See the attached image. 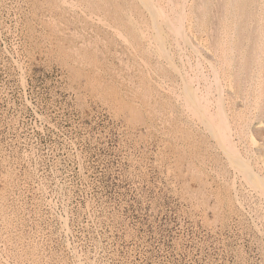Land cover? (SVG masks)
Wrapping results in <instances>:
<instances>
[{"label": "rangeland", "instance_id": "obj_1", "mask_svg": "<svg viewBox=\"0 0 264 264\" xmlns=\"http://www.w3.org/2000/svg\"><path fill=\"white\" fill-rule=\"evenodd\" d=\"M29 1L0 0V214L4 217L0 215V241L3 242L0 244V264H264V196H259L257 189L252 188L248 177L240 171L243 167L239 161L234 163L226 156V151L223 152L211 126L206 125L209 124L206 115L202 114L203 119L193 113L185 101L187 96L190 98L185 82H190L191 78L193 88L209 96L211 113H217L216 108L223 107L225 102L223 108L229 115L232 138L240 154L264 176V0H172L175 4L169 0H154L159 1L162 9L167 8L163 11L170 15L171 23H178L175 17L181 12L184 16V36L176 34L175 38V32H170L164 25L169 32L165 36L167 40L164 39L167 53H162L153 46L155 42H150L155 22L147 6L143 4L144 9L139 0H128L131 5L127 0ZM51 7L50 12L47 11ZM247 15L249 17L245 19ZM60 16H63L61 20ZM91 16L93 19H89ZM218 18L221 20L217 21ZM84 21L88 22L85 24ZM102 21H108L106 28ZM211 23L217 25L210 26ZM93 26L99 27L98 30ZM59 30L61 33L57 36ZM87 33H91V37ZM49 34L52 37H48ZM125 34L130 36L124 39ZM56 37L60 39L56 41ZM167 54L171 56L168 58ZM96 57L100 61L96 62ZM87 58L92 60L89 62ZM121 74L128 80L119 78ZM197 115L201 122L205 121L206 127L197 120ZM251 131L258 134L256 143L249 136ZM216 141H219L218 145ZM210 151L215 153L214 156ZM229 161L236 166L230 165ZM77 254L83 257H76Z\"/></svg>", "mask_w": 264, "mask_h": 264}, {"label": "bare ground", "instance_id": "obj_2", "mask_svg": "<svg viewBox=\"0 0 264 264\" xmlns=\"http://www.w3.org/2000/svg\"><path fill=\"white\" fill-rule=\"evenodd\" d=\"M31 1V0H30ZM29 1V2H30ZM45 1V0H44ZM43 1V2H44ZM47 1V0H46ZM45 1V2H46ZM53 1H55V0H53ZM83 1V0H82ZM85 1V0H84ZM113 1H115V0H113ZM112 1V2H113ZM122 1V0H121ZM128 1V0H127ZM137 1V0H136ZM139 1H141V4H142V6L144 7V5H146L147 6V8H148V10L151 12V14H152V17L151 18H153V20H154V22H155V25H153V32H152V37H151V40H150V42L151 43H154L155 42V45L153 44V46H156V48H159V50L162 52V53H167V51H165V42L166 41H164V39L167 37L166 35H168L169 34V32H168V30L166 29V28H164V25H166V27L169 29V31L171 32V31H173V32H175V38H176V34H178V35H182V36H184L185 35V30H184V25H183V22H184V16H183V14H182V12L180 13V16H176L175 18H177V21H178V23L177 22H175V23H171V21H173V20H171L170 21V19H169V16L170 15H168V14H166L163 10H165V9H167V8H165V9H162L163 8V6H161V4H160V6L161 7H159V4H158V2L156 3L154 0H139ZM169 1H171V3H173V2H175V1H172V0H169ZM177 1V0H176ZM33 2V1H32ZM37 2V1H36ZM35 2V3H36ZM39 2V1H38ZM76 2V1H75ZM87 2V1H86ZM86 2H85V5H86ZM106 2V1H105ZM132 2V1H131ZM161 2H163V1H161ZM167 2V1H166ZM181 3H182V1H180ZM184 2V1H183ZM218 2V1H217ZM216 2V3H217ZM225 2V1H224ZM245 2V1H244ZM41 3V2H40ZM48 3V2H47ZM47 3H46V7H47ZM54 3H56V1L54 2ZM106 3H108V2H106ZM114 3V2H113ZM130 2L128 1V4H129ZM138 3V2H137ZM136 3V4H137ZM176 3V2H175ZM175 3H173V4H175ZM185 3V2H184ZM183 3V4H184ZM203 3V2H202ZM220 3V2H219ZM219 3H218V5H219ZM248 2H246V4H247ZM29 4V3H28ZM31 5H33V3H30ZM44 4V3H43ZM64 4V3H63ZM69 4V3H68ZM117 4H119V3H117ZM122 4V3H121ZM135 4V3H134ZM144 4V5H143ZM163 4H166V6H168V4L167 3H163ZM170 4V3H169ZM182 4V5H183ZM201 4V3H200ZM204 4V3H203ZM222 4V3H221ZM40 5V4H39ZM69 5H72L73 6V3L72 4H69ZM83 5V4H82ZM81 5V6H82ZM130 5H131V3H130ZM198 5V4H197ZM248 5V4H247ZM255 5V4H254ZM35 6V5H34ZM72 6H71V8H72ZM76 6H77V4H76ZM87 6H89V4H87ZM115 7H116V5H114ZM121 6H124L123 4L121 5ZM121 6H119V7H121ZM146 6L144 7V9L146 8ZM170 6V5H169ZM174 6V5H173ZM173 6H171L170 8H172ZM179 6V5H178ZM201 6V5H200ZM212 6V5H211ZM220 6V5H219ZM36 7V6H35ZM35 7H34V10H35ZM38 7V6H37ZM41 7H42V5H41ZM44 7V6H43ZM45 7V9H47ZM67 7V6H66ZM75 7V6H74ZM130 7V6H129ZM132 7V6H131ZM130 7V8H131ZM137 7H138V5H137ZM164 7H165V5H164ZM176 7V6H175ZM181 7V6H180ZM184 7V6H183ZM198 7V6H197ZM213 7H215V5L213 6ZM212 7V8H213ZM224 7V6H223ZM223 7H222V9H223ZM256 7V6H255ZM39 8V7H38ZM37 8V9H38ZM53 7H51V8H49L47 11H49L50 12V9H52ZM69 8V7H68ZM77 8V7H76ZM89 8H90V6H89ZM100 8V7H99ZM104 8H105V6H104ZM111 8V7H110ZM140 8V7H139ZM185 8V7H184ZM188 8V7H187ZM200 8V7H199ZM198 8V9H199ZM202 8V7H201ZM211 8V9H212ZM247 8V7H246ZM250 8V7H249ZM257 8V7H256ZM36 9V10H37ZM56 9H57V6H56ZM55 9V10H56ZM59 9V8H58ZM62 10H63V8H61ZM67 9V8H66ZM78 9V8H77ZM92 9V8H91ZM113 9V8H112ZM126 9H128V8H126ZM132 9V8H131ZM137 9V8H136ZM221 9V8H220ZM245 9V8H244ZM248 9V8H247ZM31 10H33V9H31ZM33 10V11H34ZM41 10V9H40ZM54 10V9H53ZM60 10V9H59ZM99 10V9H98ZM102 10H103V8H102ZM122 10V9H121ZM184 9L182 8V11H183ZM215 10H216V8H215ZM43 11V10H42ZM41 11V12H42ZM69 11V10H68ZM71 11H72V9H71ZM76 11V10H75ZM90 11H92V10H90ZM97 11V10H96ZM126 11V10H125ZM149 11H147V12H149ZM195 11V10H194ZM201 10H199V13H201L200 12ZM214 11V10H213ZM212 11V12H213ZM220 11V10H219ZM222 11V10H221ZM220 11V12H221ZM224 11V10H223ZM245 11H247V10H244V12ZM36 12V11H35ZM37 12H39V11H37ZM54 12V11H53ZM70 12V11H69ZM68 12V13H69ZM73 12V11H72ZM78 12V11H77ZM76 12V14L77 15H79L78 13ZM88 12V11H87ZM106 12H108V11H106ZM121 12V11H120ZM123 12V11H122ZM131 12V11H130ZM149 12V13H150ZM167 12H168V10H167ZM175 12H179V11H175ZM216 12V11H215ZM215 12H213L214 14H215ZM220 12H219V15H220ZM229 12V11H228ZM256 12V11H255ZM31 13V12H30ZM92 13V12H91ZM124 13V12H123ZM128 13V12H127ZM195 13V12H194ZM217 13V12H216ZM249 13V12H248ZM247 13V14H248ZM252 13V12H251ZM254 13V12H253ZM42 14V13H41ZM45 14H46V12H45ZM53 14V13H52ZM58 14V13H57ZM71 14V13H70ZM75 14V13H74ZM74 14H72L73 16H74ZM75 14V15H76ZM86 14V13H85ZM118 14V13H117ZM130 14V13H129ZM179 14V13H178ZM244 14V13H243ZM40 15V14H39ZM48 15H50V14H48ZM59 15V14H58ZM64 15H67L68 16V14H66V13H64ZM92 15V14H91ZM102 15V14H101ZM119 15V14H118ZM117 15V16H118ZM124 15H127V14H124ZM132 15H134V14H132ZM140 15V14H139ZM143 15V14H142ZM188 15V14H187ZM186 15V16H187ZM221 15H222V13H221ZM246 15V14H245ZM250 15V14H249ZM41 16V15H40ZM54 16H55V13H54ZM97 16V15H96ZM99 16V15H98ZM103 16H105L106 17V15H104V13H103ZM120 16V15H119ZM129 16V15H128ZM128 16L126 17L127 18V20L129 19L128 18ZM172 16V15H171ZM216 16H218V15H215V17ZM32 17V16H31ZM36 17V16H35ZM42 17V16H41ZM47 17V16H46ZM61 17V18H60ZM59 18H60V20L62 19V17L63 16H60ZM88 17V16H87ZM100 17V16H99ZM102 17V16H101ZM104 17V20L106 19ZM115 17V16H114ZM130 17H134V16H130ZM192 17V16H191ZM198 17H200V16H198ZM197 17V18H198ZM212 17V16H211ZM236 17V16H235ZM247 17H249L248 15L247 16H245V19L247 18ZM253 17V16H252ZM261 17V16H260ZM45 18V17H44ZM43 18V19H44ZM49 18V17H48ZM54 18V17H53ZM52 18V19H53ZM56 18V17H55ZM71 18V17H70ZM69 18V19H70ZM82 18H84V16L82 17ZM132 18H130V19H132ZM135 18V17H134ZM137 18V17H136ZM195 18V17H194ZM32 19V18H31ZM42 19V18H41ZM51 19V20H52ZM57 19V18H56ZM67 19H68V17H67ZM78 19H79V17H78ZM89 19H93V17L91 16V18L89 17ZM113 19V18H112ZM125 18H123V20H124ZM138 19V18H137ZM201 19V18H200ZM211 19V18H210ZM217 19V18H216ZM221 19H222V17H221ZM221 19H219L218 18V20L217 21H220ZM243 19V18H242ZM36 20V19H35ZM64 20H66V19H63L62 21H64ZM71 20V19H70ZM74 20V19H73ZM76 20H77V17H76ZM82 20V19H81ZM81 20H80V22H81ZM87 20V19H86ZM122 20V19H121ZM139 20V19H138ZM146 20V19H145ZM213 20V19H212ZM49 21V20H48ZM69 21V20H68ZM67 21V22H68ZM72 21V20H71ZM89 21V20H88ZM87 21V22H88ZM106 21V20H105ZM105 21H102V23L104 24V22ZM120 21V20H119ZM195 21V20H194ZM197 21V20H196ZM199 21V20H198ZM243 21V20H242ZM251 21V20H250ZM43 23L45 22H47V21H42ZM86 21H84V23H85ZM86 22V23H87ZM89 22H91V21H89ZM128 22V21H127ZM132 22H133V20H132ZM136 22H138V21H136ZM136 22H134L135 24H136ZM188 22V21H187ZM212 22V21H211ZM42 23V24H43ZM49 23L51 24V22L49 21ZM56 23V22H55ZM54 23V24H55ZM65 23H66V21H65ZM69 23V22H68ZM67 23V24H68ZM71 23V22H70ZM74 23V22H73ZM79 23V22H78ZM85 23V24H86ZM106 23V22H105ZM107 23H108V21H107ZM107 23H106V25H104L105 26V28H106V26H108L107 25ZM213 23V22H212ZM210 24V26L211 25H213V24ZM247 23V22H246ZM48 24V23H47ZM62 24V23H61ZM72 24V23H71ZM71 24H69V25H71ZM94 24V23H93ZM109 24V23H108ZM112 24V23H111ZM129 24V23H128ZM133 24V23H132ZM135 24H133V25H135ZM138 24H139V22H138ZM138 24H136V26H138ZM145 24H147V23H145ZM152 24V23H151ZM175 24V25H174ZM218 24H219V22H218ZM53 25V24H52ZM57 25H58V23H57ZM57 25L55 26L56 28H57ZM97 25H99V24H97ZM118 24H116V26H117ZM140 25V24H139ZM215 25H217V24H215ZM215 25H213V26H215ZM221 25V24H220ZM235 25V24H234ZM252 25V24H251ZM264 25V24H263ZM46 26V25H45ZM51 26V25H50ZM49 26V27H50ZM72 26H73V24H72ZM112 26V25H111ZM115 26V27H116ZM126 26V25H125ZM212 26V27H213ZM219 26V25H218ZM242 26H244V25H242ZM241 26V27H242ZM247 26V25H246ZM253 26V25H252ZM60 27V26H59ZM58 27V28H59ZM70 27V26H69ZM69 27H68V29H69ZM82 27V25L80 26V28ZM85 27V26H84ZM86 27H88V26H86ZM92 25L90 26V29L92 30ZM93 27H95V26H93ZM120 27H121V25H120ZM149 27V26H148ZM254 27V26H253ZM46 28V27H45ZM54 28V27H53ZM61 28H63L64 29V27H61ZM96 29L97 28H99V27H95ZM94 28V29H95ZM112 28V27H111ZM191 28V27H190ZM246 28V27H245ZM252 28V27H251ZM250 28V29H251ZM47 29H48V27H47ZM55 29V28H54ZM60 29V28H59ZM103 29V28H102ZM108 29V28H107ZM113 29V28H112ZM134 29V28H133ZM148 28H146L145 30H147ZM210 29V28H209ZM51 30V29H50ZM53 30V29H52ZM75 30V29H74ZM83 30V29H82ZM87 30V29H86ZM98 30V29H97ZM117 30H118V28H117ZM212 30V29H211ZM219 30H220V27H219ZM225 30V29H224ZM257 30V29H256ZM261 30V29H260ZM49 31V30H48ZM65 31H67V30H65ZM84 31H85V29H84ZM125 31V30H124ZM241 31V30H240ZM57 32V36H58V33H61L60 32V30L59 31H56ZM55 32V33H56ZM82 32V31H81ZM105 32V31H104ZM110 32V31H109ZM187 32V31H186ZM210 32V31H209ZM213 32V31H212ZM217 32V31H216ZM246 32V31H245ZM50 33H53V32H50ZM99 33V32H98ZM107 33H108V31H107ZM111 33V32H110ZM113 33V32H112ZM119 33V35H120V31L118 32ZM126 33V32H125ZM168 33V34H167ZM214 33V32H213ZM250 33V32H249ZM48 34V33H47ZM62 34H64V32L62 33ZM61 34V35H62ZM66 34H67V32H66ZM84 34V33H83ZM86 34V33H85ZM84 34V35H85ZM87 34H89V33H87ZM91 34V33H90ZM90 34H89V36H90ZM96 34H97V31H96ZM103 34V33H102ZM105 34V33H104ZM212 34V33H211ZM252 34H253V32H252ZM264 34V33H263ZM56 35V34H55ZM111 35V34H110ZM126 35V36H125ZM124 35V39H126V37L127 36H130V35H127V34H125ZM148 35V34H147ZM216 35V34H215ZM217 35H218V32H217ZM243 35V34H242ZM241 35V36H242ZM251 35V34H250ZM50 36V34L48 35V37ZM66 36V35H65ZM69 36V35H68ZM75 36V35H74ZM77 36V35H76ZM88 36V35H87ZM97 36V35H96ZM103 36V35H102ZM106 36V35H105ZM112 36V35H111ZM138 36V35H137ZM141 36V35H140ZM166 36V37H165ZM190 36V35H189ZM211 36V35H210ZM244 36V35H243ZM50 37H52V36H50ZM85 37V36H84ZM91 37V36H90ZM89 37V38H90ZM101 37V36H100ZM116 37V36H115ZM170 37V36H169ZM209 37V36H208ZM247 37V36H246ZM252 37V36H251ZM250 37V38H251ZM253 37H254V35H253ZM256 37V36H255ZM264 37V36H263ZM54 38V37H53ZM58 37H56V41L57 40H59V39H57ZM62 38V37H61ZM73 38V37H72ZM76 38V37H75ZM77 38H79V37H77ZM88 38V37H87ZM105 38V37H104ZM110 38V37H109ZM108 38V39H109ZM117 38V37H116ZM144 37H142V39H143ZM173 38V37H172ZM186 38V37H185ZM184 38V39H185ZM211 38H212V36H211ZM217 38H219V35H218V37ZM52 39V38H51ZM50 39V40H51ZM55 39V38H54ZM66 39V38H65ZM80 39V38H79ZM78 39V40H79ZM98 39V38H97ZM222 39V38H221ZM249 39V38H248ZM252 39V38H251ZM262 39V38H261ZM82 41H83V39H81ZM80 40V41H81ZM94 40H96V39H94ZM100 40V39H99ZM98 40V43L100 42ZM104 40V39H103ZM111 40V39H110ZM118 40V39H117ZM135 40V39H134ZM165 40H167V39H165ZM178 40V39H177ZM186 40V39H185ZM185 40H183V42H186ZM205 40H206V38H205ZM213 40H215V39H212V41ZM262 40H264V39H262ZM52 41H53V39H52ZM55 41V40H54ZM62 41H63V39H62ZM61 41V42H62ZM71 41V40H70ZM89 41H91V40H89ZM130 41V40H129ZM136 41V40H135ZM141 41V40H140ZM171 41V40H170ZM179 41V40H178ZM249 41H250V39H249ZM51 42V41H50ZM84 42V41H83ZM83 42H80V44H82ZM93 42H95V41H93ZM92 42V43H93ZM139 42V41H138ZM137 42V43H138ZM169 42V41H168ZM174 42H175V40H174ZM180 42V41H179ZM179 42H177V43H179ZM205 42V41H204ZM226 42V41H225ZM247 42V41H246ZM251 42V41H250ZM52 43V42H51ZM73 43V42H72ZM78 43V42H77ZM97 43V44H98ZM102 43H103V41H102ZM104 43H105V41H104ZM108 43V42H107ZM114 43H115V41H114ZM120 43V42H119ZM216 43H217V41H216ZM240 43V42H239ZM79 44V43H78ZM78 44H76V45H78ZM88 44H89V42H88ZM87 44V45H88ZM101 44V43H100ZM106 44V43H105ZM104 44V45H105ZM109 44H111V43H109ZM120 44H122V43H120ZM128 44V43H127ZM141 44H143V41H142V43ZM167 44V43H166ZM180 44V43H179ZM187 44H189V43H187ZM194 44V43H193ZM56 45V44H55ZM69 45V44H68ZM68 45H66L65 46V48L68 46ZM84 46H85V44H83ZM90 45V44H89ZM92 45V44H91ZM94 45V44H93ZM107 45V44H106ZM129 45V44H128ZM126 46V47H128L129 48V46ZM138 45V44H137ZM169 45V48H170V44H168ZM254 45H255V43H254ZM258 45H259V43H258ZM100 46V45H99ZM109 46V45H108ZM114 46V45H113ZM117 45H115V47H116ZM123 46V45H122ZM158 46V47H157ZM175 46V45H174ZM205 46V45H204ZM213 46V45H212ZM239 46H240V44H239ZM250 46V45H249ZM62 47H64V46H62ZM73 47V46H72ZM80 47H82V46H80ZM80 47H79V49H80ZM102 48H103V46H101ZM106 47V49L108 48L107 46H105ZM118 47V46H117ZM120 47H121V45H120ZM139 47H141V46H139ZM211 47V46H210ZM254 47V46H253ZM55 48H56V46H55ZM64 48V49H65ZM84 48V47H83ZM86 48H88V47H86ZM91 48V47H90ZM97 48V47H96ZM95 47H94V49H96ZM110 48V47H109ZM119 48V47H118ZM142 48H143V46H142ZM151 48V47H150ZM175 48H176V46H175ZM217 48V47H216ZM240 48V47H239ZM63 49V48H62ZM63 49V50H64ZM74 49H76L75 47H74ZM122 49V48H121ZM132 49H134V48H132ZM145 49V48H144ZM180 49V48H179ZM192 49H193V47H192ZM206 49H207V47H206ZM209 49V48H208ZM212 49V48H211ZM59 50V49H58ZM63 50H61L62 52H63ZM66 50V49H65ZM82 50V48L80 49V51ZM92 50H93V48H92ZM99 50V49H98ZM110 50V49H109ZM118 50V49H117ZM124 50V49H123ZM143 50V49H142ZM196 50V49H195ZM230 50H231V48H230ZM229 50V51H230ZM249 50V49H248ZM67 51H70V50H67ZM66 51V52H67ZM108 51V50H107ZM106 51V52H107ZM112 51V50H111ZM155 51V50H154ZM184 51H186V50H184ZM197 51V50H196ZM202 51V50H201ZM205 51V50H204ZM62 52H60V53H62ZM73 52V51H72ZM77 52V51H76ZM76 52H74V53H76ZM78 52H79V50H78ZM77 52V53H78ZM89 52V51H88ZM99 52V51H98ZM97 52V54H99ZM109 52V51H108ZM119 52V51H118ZM122 53H123V51H121ZM138 52H140V51H138ZM146 52V51H145ZM156 52V51H155ZM173 52H175V51H173ZM198 52V51H197ZM64 53V52H63ZM81 53V52H80ZM80 53H78L79 55H81ZM82 53H84V51L82 52ZM93 53V52H92ZM95 53V52H94ZM136 53V52H135ZM160 53V52H159ZM159 53H158V55H159ZM212 53V52H211ZM247 53V52H246ZM248 53H250V52H248ZM259 53V52H258ZM67 54H69L68 52H67ZM85 54V53H84ZM90 54V53H89ZM114 54V53H113ZM119 54H121L120 52H119ZM132 54V53H131ZM151 54V53H150ZM178 54V53H177ZM184 54V53H183ZM185 54H186V52H185ZM199 54H200V52H199ZM72 55V54H71ZM83 55V54H82ZM85 55H87V54H85ZM108 55H110V54H108ZM107 55V56H108ZM111 55H112V52H111ZM158 55H156V56H158ZM168 55V58H169V56H171L170 54H167ZM201 55V54H200ZM238 55V54H237ZM236 55V56H237ZM65 56V55H64ZM74 56H77V55H72V57H74ZM88 56V55H87ZM118 56V55H117ZM120 56H122V54L120 55ZM126 56V55H125ZM131 56V55H130ZM136 56V55H135ZM148 56V55H147ZM152 56V55H151ZM154 56H155V54H154ZM202 56H204V55H202ZM262 56H264L263 54H262ZM261 56V57H262ZM67 57H68V55H67ZM67 57L65 56V58L67 59ZM78 57V56H77ZM85 57V56H84ZM98 57V56H97ZM96 57V58H97ZM103 57H105V56H103ZM109 57V56H108ZM139 57H140V55H139ZM143 57V56H142ZM158 57H160V56H158ZM162 57V56H161ZM164 57V56H163ZM181 57V56H180ZM197 57H199V56H197ZM208 57H210V55L208 56ZM213 57V56H212ZM244 57V56H243ZM81 58V60H82V57H80ZM89 58V57H88ZM87 58V59H88ZM110 58H112L113 59V57H110ZM122 58V57H121ZM149 58V57H148ZM167 58V59H168ZM172 58V57H171ZM187 58V57H186ZM202 58H204V57H202ZM237 58L238 57H236V60H237ZM66 59H64L65 60V62L64 63H67V61H66ZM69 59H70V56H69ZM69 59H67V60H69ZM72 59V58H71ZM70 59V62L71 61H73V60H71ZM75 59V58H74ZM79 59V58H78ZM104 59V58H103ZM105 59H108L107 57L105 58ZM137 59V58H136ZM142 59V58H141ZM140 59V60H141ZM153 59V58H152ZM164 59V58H163ZM208 59H210V58H208ZM262 59H264L263 57H262ZM77 60V59H76ZM89 60V62L92 60H90V59H88ZM97 60H99L98 58L96 59V62H97ZM102 60V59H101ZM121 60V59H120ZM132 60H134V59H132ZM144 60H145V58H144ZM154 61H155V59H153ZM166 60V59H165ZM173 60H174V58H173ZM195 60H196V58H195ZM200 60V59H199ZM203 60V59H202ZM213 60V59H212ZM80 61V60H79ZM79 61H78V63H79ZM100 61V60H99ZM103 61V60H102ZM112 61V60H111ZM119 61V60H118ZM130 61V60H129ZM147 61H148V59H147ZM160 61H161V59H160ZM167 61V60H166ZM172 61V60H171ZM208 61V60H207ZM226 61H228V60H226ZM85 62H86V60H85ZM104 62V61H103ZM124 62H126V61H124ZM145 62H146V60H145ZM153 62V61H152ZM165 62V61H164ZM172 62H175V61H172ZM196 62H198V61H196ZM237 62V61H236ZM80 63H81V61H80ZM79 63V64H80ZM94 63H95V61H94ZM127 63V62H126ZM125 63V64H126ZM131 63H133V61L131 62ZM148 62H146V64H147ZM157 63V62H156ZM223 63V62H222ZM74 64V63H73ZM90 64V63H89ZM96 64H98V63H96ZM104 64V63H103ZM109 64V63H108ZM112 64V63H111ZM111 64L109 65V66H111ZM115 64H117V62L115 63ZM114 64V65H115ZM122 64V63H121ZM128 64V63H127ZM134 64V63H133ZM144 64V63H143ZM142 64V65H143ZM152 64V63H151ZM159 64V63H158ZM169 64V63H168ZM167 64V65H168ZM174 64V63H173ZM176 64V63H175ZM212 64V63H211ZM236 64V63H235ZM71 65V64H70ZM100 65V64H99ZM105 65V64H104ZM113 65V66H114ZM118 65V64H117ZM123 65H124V63H123ZM135 65V64H134ZM140 65V64H139ZM145 65V64H144ZM163 65V64H162ZM172 65V64H171ZM183 65V64H182ZM181 65V66H182ZM214 65V64H213ZM83 66L84 65H82V68H83ZM100 66H103V65H100ZM106 66V65H105ZM122 66V65H121ZM132 66V65H131ZM150 66V65H149ZM157 66V65H156ZM173 66V65H172ZM176 66V65H175ZM185 66V65H184ZM72 69H73V67L72 66H70ZM78 67H79V65H78ZM96 67V66H95ZM94 67V68H95ZM162 67V66H161ZM211 67H212V65H211ZM90 68V67H89ZM96 68H98V67H96ZM109 68V67H108ZM108 68H106L107 69V71H109L108 70ZM110 68H113V67H110ZM116 67L114 66V68H113V70L115 69ZM123 67H121L119 70L121 71V69H122ZM131 68V67H130ZM134 68V67H133ZM136 68V67H135ZM143 68V67H142ZM142 68H140V69H142ZM147 68V67H146ZM188 68V67H187ZM215 68V70L214 71H216V67H214ZM71 69V70H72ZM74 69H75V67H74ZM80 69V68H79ZM88 69V68H87ZM93 69V68H92ZM102 69H103V67H102ZM102 69H101V71H102ZM139 69V68H138ZM137 69V70H138ZM149 69V68H148ZM155 69V68H154ZM165 69H167V67L165 68ZM171 69V68H170ZM196 69H198L197 67H196ZM200 69H202V67L200 68ZM219 69V68H218ZM236 69V68H235ZM244 69V68H243ZM69 70V69H68ZM76 70V69H75ZM84 70V69H83ZM99 70H100V68H99ZM111 70V69H110ZM123 70H125V69H123ZM127 70H129V69H127ZM133 70V69H132ZM131 70V71H132ZM136 70V71H137ZM147 70V69H146ZM181 70V69H180ZM190 70H191V68H190ZM250 70V69H249ZM79 71H82L81 69L79 70ZM78 71V72H79ZM86 71V70H85ZM92 71V70H91ZM98 71V70H97ZM103 71H105L104 73H107L106 72V70H103ZM149 72H150V70H148ZM147 71V72H148ZM155 71V70H154ZM153 71V72H154ZM179 71V70H178ZM178 71H177V73H178ZM184 71V70H183ZM186 71V70H185ZM184 71V72H185ZM199 71V70H198ZM201 71H203V70H201ZM214 71H213V73H214ZM70 72V71H69ZM75 72H77V71H75ZM84 72V71H83ZM111 72V71H110ZM114 72H115V70H114ZM128 72V71H127ZM126 72V73H127ZM141 72V71H140ZM145 72V71H144ZM173 72H175V71H173ZM180 72V71H179ZM206 72V71H205ZM254 72V71H253ZM89 73V72H88ZM95 73H97L96 71H95ZM99 73V72H98ZM109 73V72H108ZM121 73V72H120ZM119 73V74H120ZM131 74H132V72H130ZM138 73V72H137ZM155 73V72H154ZM169 73H170V71H169ZM196 73V72H195ZM209 73V72H208ZM217 73V72H216ZM251 73V72H250ZM262 73V72H261ZM70 74H71V72H70ZM79 74V73H78ZM78 74H76V75H78ZM102 73H100V75H101ZM109 74H112V72L111 73H109ZM148 74V73H147ZM156 74V73H155ZM181 73H179V75H180ZM184 74H188V73H184ZM72 75V74H71ZM75 75V74H74ZM81 75V72H80V74H79V76ZM83 75V74H82ZM85 75L86 74H84V77H85ZM96 75V74H95ZM104 75H106V74H104ZM123 74H121V77H119V78H123V76H122ZM135 75V74H134ZM133 75V76H134ZM151 75V74H150ZM157 75V74H156ZM97 76H99V74H97ZM103 76V75H102ZM109 76V75H108ZM114 76H115V74H114ZM126 76V75H125ZM130 76V75H129ZM138 76H139V74H138ZM141 76V75H140ZM144 76V75H143ZM157 76H160V75H157ZM187 76V75H186ZM197 76H200V75H198V72H197ZM196 76V77H197ZM83 77V76H82ZM81 77V78H82ZM87 77H89V76H87ZM110 77V76H109ZM112 77V76H111ZM116 77V76H115ZM162 77V76H161ZM172 77H174V76H172ZM192 77V76H191ZM221 77V76H220ZM245 77H247V76H245ZM249 77V76H248ZM76 78V77H75ZM79 78V77H78ZM114 78V77H113ZM118 78V79H119ZM125 78V77H124ZM123 78V79H124ZM156 78V77H155ZM165 78V77H164ZM178 78V77H177ZM193 78H194V76H193ZM201 78V77H200ZM259 78V77H258ZM84 79V78H83ZM87 79V78H86ZM85 79V80H86ZM92 79V78H91ZM94 79H95V77H94ZM108 79V78H107ZM106 79V80H107ZM115 79V78H114ZM120 79V80H121ZM125 79H127V78H125ZM125 79H124V81H125ZM180 79V78H179ZM202 79V78H201ZM218 79H219V77H218ZM221 79V78H220ZM76 80V79H75ZM74 80V81H75ZM93 80V79H92ZM104 80H105V78H104ZM111 80V79H110ZM116 80V79H115ZM120 80H119V82H120ZM128 80V79H127ZM144 80V79H143ZM157 80H160V79H157ZM161 80H163V79H161ZM160 80V81H161ZM189 80H190V82H185L186 83V85H187V88H188V91L190 92V98L187 96V98H186V96H185V94H184V96H185V98L187 99H185V101H188L187 102V104H188V106L191 108V110L193 111V113L195 112V113H197L199 116H201L203 119H205L204 118V115L202 116V114H205L206 116V120H207V118H208V122H209V124L208 123H206V125L208 126V128H209V126H211L210 127V129L212 130V132H213V135H214V137L216 136V140L218 139L220 142H221V146H222V149H224V151L223 152H225L226 151V153H227V155L226 156H230V159H232V161L235 163V162H238L239 163V165H241L240 167H243L242 168V170H240V171H242V173L244 174V176H246V178L248 177V179L250 180L249 182H250V185L252 184V188H255V189H257V191L259 192V196H264V176H262L261 174H260V172L259 171H256L252 166H251V164L249 163V161L247 160V158H244L240 153V151H239V149H238V146L236 145V142H234V140H233V131H232V128H231V126H230V123H229V118L227 117V113L225 112V110H226V108H223V107H225V102L223 101V100H221V101H223L224 102V106L223 107H221L220 105H219V107L218 108H216V111H217V113H211L210 112V110H209V108H208V106H209V96H205L203 93L202 94H200V93H198L199 92V90H198V92H197V89H195V88H193L194 86L192 85L193 84V82H192V80L193 79H191V78H189ZM230 80V79H229ZM78 81V80H77ZM99 81V80H98ZM112 81H113V79H112ZM123 81V80H122ZM130 81V80H129ZM133 81V80H132ZM137 81V80H136ZM173 81V80H172ZM182 81V80H181ZM188 81V80H187ZM218 81V80H217ZM79 82H80V79H79ZM93 82V81H92ZM116 82V81H115ZM149 82H150V80H149ZM162 82V81H161ZM170 82H171V80H170ZM183 82V81H182ZM183 82V83H184ZM191 82H192V84H191ZM195 82V81H194ZM204 82V81H203ZM220 82V81H219ZM78 83V82H77ZM88 83V82H87ZM103 83V82H102ZM114 83V82H113ZM122 83V82H121ZM127 83V82H126ZM133 83V82H132ZM142 83V82H141ZM152 83V82H151ZM158 83H159V81H158ZM157 82H156V84H158ZM179 83V82H178ZM221 83V82H220ZM246 83V82H245ZM84 84H86V83H84ZM92 84V83H91ZM108 84H111V82L110 83H108ZM120 84V83H119ZM130 84V83H129ZM136 84V83H135ZM210 84V83H209ZM230 84V83H229ZM251 84V83H250ZM259 84V83H258ZM94 85H95V83H94ZM99 85V84H98ZM114 85H116V84H114ZM131 85V84H130ZM133 85V84H132ZM159 85V84H158ZM177 85V84H176ZM180 85V84H179ZM186 85H185V87H186ZM211 85V84H210ZM213 85V84H212ZM84 86V85H83ZM89 86H90V84H89ZM99 86H101V85H99ZM109 86V85H108ZM107 86V87H108ZM120 86H122V85H120ZM124 86V85H123ZM134 86L135 85H133V87L132 88H134ZM139 86V85H138ZM151 86V85H150ZM175 86V85H174ZM202 86V85H201ZM254 86V85H253ZM103 87H104V85H103ZM102 87V88H103ZM125 87L127 88V85H125ZM140 87V86H139ZM163 87H165V86H163ZM184 87V88H185ZM233 87V86H232ZM95 88V87H94ZM94 88L92 89L91 88V90H93L94 91ZM113 88V87H112ZM116 88V87H115ZM126 88H124V89H126ZM131 88V89H132ZM136 88H137V86H136ZM169 88V87H168ZM175 88V87H174ZM177 88V87H176ZM187 88H185V89H187ZM226 88V87H225ZM83 89V88H82ZM110 89V88H109ZM123 89V90H124ZM135 89V88H134ZM147 89V88H146ZM155 89V88H154ZM171 89V88H170ZM169 89V90H170ZM184 89V90H185ZM202 89V88H201ZM219 89H221V87L219 88ZM239 89V88H238ZM259 89V88H258ZM113 90V89H112ZM115 90V89H114ZM121 90V89H120ZM133 90V89H132ZM137 90V89H136ZM150 90H152V89H150ZM179 90V89H178ZM180 90H182V87L180 88ZM203 90V89H202ZM261 90V89H260ZM86 91V90H85ZM92 91V92H93ZM101 91H103V90H101ZM105 91V90H104ZM128 90H126V92H127ZM131 91V90H130ZM158 91H160V90H158ZM173 91V90H172ZM187 91V92H188ZM201 91V90H200ZM206 91V90H205ZM212 91V90H211ZM248 91V90H247ZM116 92H118L117 90H116ZM126 92H124V93H126ZM135 92V91H134ZM147 92V91H146ZM187 92H186V95H187ZM203 92V91H202ZM218 92H219V90H218ZM223 92V91H222ZM225 92V91H224ZM260 92V91H259ZM96 93H98V92H96ZM102 93V92H101ZM109 93H110V90H109ZM120 93V92H119ZM123 93V92H122ZM132 93V92H131ZM137 92H135V94H136ZM185 93V92H184ZM207 93H210V92H208V89H207ZM213 93V92H212ZM255 93V92H254ZM264 93V92H263ZM105 94V92L102 94V95H104ZM113 94V93H112ZM115 94V93H114ZM129 94V93H128ZM138 94V93H137ZM152 94H154V92L152 93ZM167 94V93H166ZM171 94H172V92H171ZM181 94V93H180ZM211 94V93H210ZM213 94H215V93H213ZM238 94V93H237ZM261 94V93H260ZM100 95V94H99ZM127 95V94H126ZM162 95V94H161ZM178 94H176V96H177ZM182 95V94H181ZM212 95V94H211ZM113 96V95H112ZM117 96V95H116ZM121 95H119V97H120ZM123 96V95H122ZM121 96V97H122ZM124 96H125V94H124ZM133 96V95H132ZM147 96V95H146ZM153 96V95H152ZM156 96H157V93H156ZM163 96V95H162ZM215 96V95H214ZM235 96V95H234ZM252 96V95H251ZM104 97V96H103ZM108 97V96H107ZM127 97H128V95H127ZM134 97V96H133ZM139 97V96H138ZM164 97V96H163ZM179 97V96H178ZM177 97V98H178ZM181 97V96H180ZM220 97V96H219ZM224 97V96H223ZM261 97V96H260ZM101 98V97H100ZM112 98V97H111ZM118 98V97H117ZM117 98H115V100L117 99ZM129 98V97H128ZM174 98V97H173ZM182 98V97H181ZM180 98V99H181ZM222 98V97H221ZM232 98V97H231ZM259 98V97H258ZM102 99H104V98H102ZM119 99V98H118ZM117 99V100H118ZM138 99V98H137ZM152 99V98H151ZM150 99V100H151ZM157 99V98H156ZM155 99V100H156ZM161 99H162V97H161ZM176 99V98H175ZM235 99V98H234ZM251 99V98H250ZM263 99V98H262ZM109 100H110V98H109ZM120 100H122V99H120ZM126 100V99H125ZM139 100H141V99H139ZM217 100H218V97H217ZM257 100V99H256ZM255 100V101H256ZM107 101V100H106ZM134 101V100H133ZM158 101V100H157ZM182 101V100H181ZM112 102V101H111ZM110 102V103H111ZM116 102V101H115ZM119 102V101H118ZM123 102V101H122ZM140 102V101H139ZM163 102V101H162ZM257 102V101H256ZM262 102H263V100H262ZM109 103V102H108ZM120 103V102H119ZM135 103H136V101H135ZM182 103V102H181ZM186 103V102H185ZM153 104V103H152ZM180 104V103H179ZM223 104V103H222ZM264 104V103H263ZM112 105V104H111ZM114 105H116V104H114ZM182 105H183V103H182ZM248 105V104H247ZM246 105V106H247ZM136 106H138V105H136ZM159 106V105H158ZM167 106V105H166ZM185 107H186V105H184ZM241 106V105H240ZM117 107H119V106H117ZM152 107V106H151ZM173 107V106H172ZM209 107H211V106H209ZM214 107V106H213ZM238 107V106H237ZM262 107H264V106H262ZM261 107V108H262ZM160 108V107H159ZM175 108V107H174ZM173 108V109H174ZM244 108V107H243ZM119 109H120V107H119ZM145 109V108H144ZM157 109V108H156ZM218 109V110H217ZM225 109V110H224ZM234 109V108H233ZM248 109H250L249 107H248ZM176 110V109H175ZM187 110V109H186ZM190 110V111H191ZM257 110V109H256ZM259 110V109H258ZM157 111V110H156ZM166 111V110H165ZM172 111V110H171ZM177 111V110H176ZM176 111L175 112H173V113H176ZM238 111V110H237ZM236 111V112H237ZM213 112V111H212ZM255 112V111H254ZM179 113V112H178ZM188 114V113H187ZM186 114V115H187ZM190 114V113H189ZM146 115V114H145ZM173 116H176V115H174V114H172ZM194 115V114H193ZM198 115H197V117H198ZM254 115V114H253ZM257 115V114H256ZM141 116H143V114H141ZM195 116V115H194ZM229 116V115H228ZM258 116V115H257ZM148 117H150V116H148ZM158 117V116H157ZM196 117V118H197ZM201 117H200V119H201ZM244 117V116H243ZM253 117V116H252ZM180 118V117H179ZM185 118V117H184ZM183 118V119H184ZM249 118V117H248ZM151 119V118H150ZM155 119V118H154ZM202 119V120H203ZM148 120H149V118H148ZM147 120V121H148ZM167 120V119H166ZM174 120V119H173ZM197 120H199V117L197 118ZM256 120V119H255ZM138 121V120H137ZM200 121V120H199ZM259 121H261V120H259ZM136 122V121H135ZM140 122V121H139ZM138 122V123H139ZM142 122V121H141ZM146 122V121H145ZM183 122V121H182ZM184 122H185V120H184ZM194 122H196L195 120H194ZM201 122V121H200ZM199 122V123H200ZM151 123V122H150ZM161 123H163V122H161ZM202 124L203 123H205V121L204 122H201ZM232 123V122H231ZM250 123V122H249ZM261 123V122H260ZM158 125H159V123H157ZM188 125L190 124V123H187ZM241 124V123H240ZM184 125V124H183ZM182 125V126H183ZM190 125H193V124H190ZM197 125V124H196ZM206 125L205 124H203V126H205L206 127ZM252 125V124H251ZM150 126V125H149ZM155 126V125H154ZM167 126V125H166ZM187 126V125H186ZM258 126H261L260 124L258 125ZM160 127V126H159ZM162 127V126H161ZM174 127V126H173ZM194 127H196L195 125H194ZM131 128H132V126H131ZM155 128V127H154ZM167 128V127H166ZM178 128V127H177ZM188 128V127H187ZM254 128V127H253ZM257 128V127H256ZM262 128V127H261ZM162 129V128H161ZM168 129V128H167ZM175 129V128H174ZM189 129H191V127H189ZM199 129V128H198ZM202 129V128H201ZM205 129V128H204ZM210 129H206V130H208V131H210ZM249 129V128H248ZM148 130V129H147ZM151 130V129H150ZM158 130H160V129H158ZM164 131H166V130H164ZM193 131V130H192ZM203 131H205V130H203ZM258 131V130H257ZM261 131V130H260ZM150 132V131H149ZM198 132V131H197ZM262 132V131H261ZM185 133V132H184ZM239 133V132H238ZM243 133V132H242ZM248 133V132H247ZM256 133L257 132H255V131H251V134L249 135L250 137H251V140H252V142H254V143H256L257 142V135H256ZM258 133L260 134V132L258 131ZM194 134H196V133H194ZM205 134V133H204ZM210 134V133H209ZM237 134V133H236ZM245 134V133H244ZM162 135V134H161ZM165 135V134H164ZM170 135V134H169ZM213 135H212V137H213ZM261 135V134H260ZM171 136V135H170ZM199 137H201V136H199ZM203 137H205V136H203ZM209 137V136H208ZM211 137V136H210ZM236 137V136H235ZM162 138V137H161ZM165 138V137H164ZM166 138H169V137H166ZM172 138V137H171ZM184 138V137H183ZM190 138V137H189ZM207 138V137H206ZM205 138V139H206ZM204 139V140H205ZM209 139V138H208ZM163 140V139H162ZM192 140V139H191ZM203 140V141H204ZM207 140V139H206ZM168 141V140H167ZM180 141V140H179ZM182 141V140H181ZM212 141V140H211ZM219 141H216V143H217V145H218V143H219ZM163 142H165V141H163ZM167 143V142H166ZM169 143H170V141H169ZM168 143V144H169ZM184 143V142H183ZM212 143V142H211ZM214 143V142H213ZM171 144H173V142L171 143ZM175 144V143H174ZM178 144H179V142H178ZM187 144V143H186ZM185 144V145H186ZM189 144V143H188ZM193 144V143H192ZM205 144V143H204ZM208 144V143H207ZM261 144V143H260ZM185 145H183V146H185ZM200 145V144H199ZM212 145V144H211ZM246 145V144H245ZM164 146H165V144H164ZM167 146V145H166ZM169 146V145H168ZM195 146V145H194ZM174 147V146H173ZM177 147V146H176ZM181 147V146H180ZM203 147V146H202ZM216 147V146H215ZM219 147V146H218ZM188 148V147H187ZM209 148V147H208ZM219 148H221V147H219ZM194 149V148H193ZM203 149V148H202ZM205 149V148H204ZM217 149V148H216ZM260 149H262V148H259V150ZM199 150V149H198ZM201 150V149H200ZM210 150V149H209ZM218 150V149H217ZM221 150V149H220ZM243 150H245V149H243ZM255 150V149H254ZM174 151H175V149H174ZM181 151V150H180ZM185 151H187V150H185ZM191 150H189V152H190ZM195 151V150H194ZM194 151H193V154H194ZM202 151H204V150H202ZM214 151H215V149H214ZM248 151V150H247ZM184 152V151H183ZM188 152V151H187ZM186 152V153H187ZM188 152V153H189ZM211 152V151H210ZM220 152V151H219ZM176 153H177V151H176ZM181 153V152H180ZM191 153H192V151H191ZM197 153V152H196ZM201 153V152H200ZM209 153V152H208ZM208 153H206L207 155H208ZM212 153V152H211ZM259 153H262L261 152V150H260V152ZM210 154V153H209ZM213 154V153H212ZM215 154V153H214ZM214 154H213V156H214ZM248 154V153H247ZM174 155V154H173ZM180 155L181 154H179V158H180ZM182 155H183V153H182ZM197 155H199V153L197 154ZM219 155V154H218ZM163 156V155H162ZM203 156V155H202ZM205 156V155H204ZM203 156V157H204ZM211 156V155H210ZM212 156V157H213ZM225 156V157H226ZM174 157V156H173ZM194 157V156H193ZM198 157V156H197ZM201 157V156H200ZM252 157H254V156H252ZM179 158H177V159H179ZM181 158H182V156H181ZM196 158V157H195ZM210 158V157H209ZM214 158V157H213ZM217 158V157H216ZM227 158V157H226ZM255 158V157H254ZM184 159V158H183ZM188 159V158H187ZM190 159V158H189ZM225 159V158H224ZM249 159H251V158H249ZM180 160V159H179ZM198 160V159H197ZM206 160H208V159H206ZM214 160V159H213ZM213 160H212V164H214L213 163ZM223 160V159H222ZM263 160V159H262ZM184 161H186V160H184ZM184 161H183V163H184ZM191 161V160H190ZM203 161V160H202ZM211 161V160H210ZM231 161V160H230ZM230 161H229V164L231 165L232 163H230ZM259 161V160H258ZM174 162H176L175 161V159H174ZM179 162V161H178ZM188 162H189V160H188ZM187 162V163H188ZM208 162V161H207ZM181 163V162H180ZM186 163V164H187ZM233 163V164H234ZM238 163H236L237 165H238ZM260 163V162H259ZM189 164V163H188ZM193 164V163H192ZM200 164V163H199ZM204 164H206V163H204ZM204 164H202L201 163V165H204ZM217 164V163H216ZM222 164V163H221ZM185 165V164H184ZM201 165H199L200 167H201ZM210 165V164H209ZM208 165V166H209ZM228 165V164H227ZM235 165V164H234ZM257 165V164H256ZM190 166V165H189ZM196 166V165H195ZM205 166V165H204ZM211 166V165H210ZM236 166V165H235ZM260 166V165H259ZM173 167H174V165H173ZM177 167H178V165H177ZM181 167V166H180ZM183 167V166H182ZM188 167V166H187ZM191 167V166H190ZM192 167H193V165H192ZM206 168V167H205ZM229 168V167H228ZM171 169V168H170ZM176 168H174V170H175ZM178 169V168H177ZM180 169V168H179ZM183 169V168H182ZM188 170H194L193 168H187ZM208 169V168H207ZM213 169V168H212ZM238 169V168H237ZM173 170V171H174ZM200 170H202V169H200ZM195 171V170H194ZM208 171V170H207ZM211 171H213V170H211ZM239 171V172H240ZM179 172V171H178ZM192 172V171H191ZM204 172H205V170H204ZM216 172V171H215ZM226 172V171H225ZM180 173V172H179ZM183 173V172H182ZM197 173V172H196ZM199 173V172H198ZM190 174V173H189ZM202 174H203V172H202ZM225 174V173H224ZM179 176V175H178ZM195 176V175H194ZM206 176H208L207 174H206ZM183 177V176H182ZM224 178V177H223ZM34 179V178H33ZM178 180V179H177ZM205 180V179H204ZM207 180V179H206ZM6 181V180H5ZM9 181V180H8ZM182 181V180H181ZM186 181V180H185ZM190 181H191V179H190ZM194 181V180H193ZM10 182H12V181H10ZM9 183V182H8ZM204 183V182H203ZM224 183V182H223ZM11 185V184H10ZM13 185V184H12ZM209 185H210V183H209ZM189 187V186H188ZM8 188V187H7ZM36 188V187H35ZM210 188V187H209ZM184 189V188H183ZM200 189V188H199ZM208 189V188H207ZM206 189V190H207ZM7 189H5V190H3V191H6ZM10 190V189H9ZM185 190H187L186 189V187H185ZM210 190V189H209ZM212 190V189H211ZM41 191V190H40ZM188 191V190H187ZM203 191V190H202ZM9 192H11V191H9ZM190 192V191H189ZM197 192V191H196ZM237 192V191H236ZM7 193V192H6ZM195 193V192H194ZM235 193V192H234ZM253 194V193H252ZM18 195V194H17ZM195 195H196V193H195ZM204 195H206V194H204ZM212 195V194H211ZM211 195H210V197H211ZM250 195V194H249ZM0 196H1V194H0ZM207 196V195H206ZM230 196V195H229ZM234 196H235V194H234ZM236 196H238V195H236ZM251 197V196H250ZM254 197V196H253ZM1 198V197H0ZM15 198V197H14ZM45 198V197H44ZM215 198H216V196H215ZM245 198V197H244ZM248 198V197H247ZM4 199V198H3ZM7 199V198H6ZM218 199V198H217ZM237 199V198H236ZM252 200V199H251ZM0 201H2V200H0ZM11 201V200H10ZM48 201V200H47ZM249 201V200H248ZM253 201V200H252ZM256 201V200H255ZM8 202V201H7ZM206 202V201H205ZM244 202V201H243ZM259 202V201H258ZM1 203V202H0ZM10 203V202H9ZM48 203V202H47ZM245 203V202H244ZM262 203V202H261ZM11 204V203H10ZM9 204V205H10ZM251 204V203H250ZM260 204V203H259ZM1 205V204H0ZM5 205V204H4ZM7 205V204H6ZM256 205V204H255ZM54 206V205H53ZM257 206V205H256ZM7 207V206H6ZM9 207V206H8ZM54 207H56V206H54ZM3 208H5V207H3ZM12 210V209H11ZM214 210V209H213ZM251 210H252V208H251ZM260 210H262V209H260ZM5 211V210H4ZM15 211V210H14ZM263 211V210H262ZM9 212V211H8ZM13 212V211H12ZM6 213H7V211H6ZM261 213V212H260ZM259 213V214H260ZM10 214V213H9ZM14 214V213H13ZM1 215V214H0ZM11 215V214H10ZM16 215H17V213H16ZM2 216V215H1ZM5 216H8V215H5ZM3 217V216H2ZM13 217V216H12ZM18 217V216H17ZM258 217V216H257ZM4 218V217H3ZM7 218V217H6ZM10 218V217H9ZM62 219V218H61ZM5 220V219H4ZM11 220H12V218H11ZM17 220V219H16ZM23 220V219H22ZM259 220H260V218H259ZM6 221V220H5ZM261 221V220H260ZM15 222V221H14ZM17 222V221H16ZM67 223V222H66ZM65 223V224H66ZM255 223V222H254ZM9 225H10V223H8ZM12 225V224H11ZM3 226V225H2ZM6 227V226H5ZM64 227V226H63ZM19 228V227H18ZM2 229V228H1ZM7 229V228H6ZM15 229V228H14ZM11 230V229H10ZM35 230V229H34ZM68 230V229H67ZM17 231H19V229L17 230ZM22 234V233H21ZM0 235H1V233H0ZM12 235V234H11ZM16 235V234H15ZM46 235V234H45ZM4 236V235H3ZM8 237H9V235H8ZM12 237V236H11ZM21 237V236H20ZM19 237V238H20ZM5 238V237H4ZM24 238V237H23ZM38 238V237H37ZM1 240V239H0ZM3 241H4V239H3ZM1 242L2 241H0V244H1ZM12 242V241H11ZM11 242L9 243V244H11ZM25 242V241H24ZM3 243V242H2ZM23 243V242H22ZM26 243V242H25ZM36 243V242H35ZM13 244V243H12ZM16 244V243H15ZM4 245V244H3ZM14 245V244H13ZM20 245V244H19ZM18 245V246H19ZM4 246H6V245H4ZM4 246H3V248H4ZM22 246H24V245H22ZM28 246V245H27ZM17 247V246H16ZM13 248V247H12ZM32 248V247H31ZM36 248V247H35ZM9 249V248H8ZM2 250V249H1ZM4 251H5V249H3ZM19 250V249H18ZM36 250V249H35ZM74 250V249H73ZM12 251H14L13 249H12ZM22 251V250H21ZM8 252V251H7ZM11 252V251H10ZM24 252V251H23ZM76 252V251H75ZM1 253V252H0ZM9 253V252H8ZM26 253V252H25ZM28 253V252H27ZM7 254V253H6ZM19 254H21V253H19ZM18 254V255H19ZM31 254H32V252H31ZM38 254V253H37ZM40 254V253H39ZM44 254V253H43ZM96 254V253H95ZM10 255V254H9ZM14 255V254H13ZM12 255V256H13ZM17 255V256H18ZM23 256H24V253H23ZM27 256H28V254H27ZM44 256V255H43ZM47 256V255H46ZM74 256H76V255H74ZM3 257V256H2ZM5 257V256H4ZM8 257V256H7ZM19 257V256H18ZM33 257V256H32ZM39 257V256H38ZM76 257H79V255L77 254V256ZM76 257H74V258H76ZM80 257H83V256H80ZM79 257V258H80ZM78 258V259H79ZM1 259V258H0ZM18 259V258H17ZM34 259V258H33ZM4 260V259H3ZM6 260V259H5ZM32 260V259H31ZM76 260V259H75ZM81 260V259H80ZM83 260V259H82ZM84 260H85V258H84ZM83 260V261H84ZM1 261V260H0ZM27 261V260H26ZM33 261V260H32ZM46 261V260H45ZM79 261V260H78ZM5 262V261H4ZM15 262H17V261H15ZM14 262V263H15ZM43 262V261H42ZM73 262H74V260H73ZM77 262V261H76ZM80 262V261H79ZM7 263V262H6ZM11 263V262H10ZM88 263V262H87ZM87 263H85V264H87ZM93 263V262H92ZM9 264V263H8ZM31 264V263H30ZM39 264V263H38ZM76 264V263H75ZM83 264V263H82ZM94 264V263H93Z\"/></svg>", "mask_w": 264, "mask_h": 264}]
</instances>
